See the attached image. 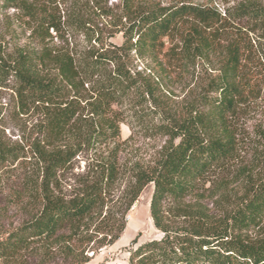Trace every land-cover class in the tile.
<instances>
[{
  "label": "trees",
  "instance_id": "obj_1",
  "mask_svg": "<svg viewBox=\"0 0 264 264\" xmlns=\"http://www.w3.org/2000/svg\"><path fill=\"white\" fill-rule=\"evenodd\" d=\"M57 2L0 0V8H15L39 20L38 30L45 38L51 27L59 30L62 24L61 17L47 8ZM122 2L120 44L93 47L80 57L47 45L21 48L14 54H6L0 46V86L14 92L22 113L36 108L54 139L74 131L77 121H87L80 111L89 108L90 116L99 120L98 123L89 120L82 144L93 148L103 140L120 136L118 123L108 115L115 105L138 102L143 107L144 103L157 100L160 77L135 72L134 56L156 58L167 40L172 43L168 50L175 54L176 45H180L176 57L188 61L208 57L224 41L223 60L216 74L189 101L183 115L163 117L157 129L167 139L159 157L153 165L138 167L135 172V183L127 193V209L152 183L150 212L162 236L142 243L133 239L128 261L129 264H264V151L258 153L261 168L254 176L246 173L245 167H238L239 174L244 176L243 192L226 218L210 220L205 216L200 221L195 217L192 225L173 226L167 224L163 213L167 202L184 204L195 198L201 182L212 171H227L238 162L241 147L236 117L263 90L260 73L264 70V1L243 0L224 10L211 3L186 1L168 5L153 0ZM98 6L103 8L100 3ZM239 21L244 23L240 25ZM75 22L85 26L80 16ZM249 61H254V82L249 75L252 69L247 68ZM259 68L261 71L256 75ZM82 144L53 151L44 144L35 145L45 183L56 178L57 170L71 161ZM26 155L24 146L7 141L0 128V170L22 161ZM116 158L103 162V167L98 164L106 177L69 199L55 195L45 185L40 204L30 210L28 218L1 231L0 260L50 250L53 244L65 241L68 233H77L82 222L104 207L108 181L119 174ZM125 226L123 221L118 227H111L95 249L114 244ZM260 228L263 230L257 237H248L249 230ZM89 259L82 256L77 263Z\"/></svg>",
  "mask_w": 264,
  "mask_h": 264
},
{
  "label": "rangeland",
  "instance_id": "obj_2",
  "mask_svg": "<svg viewBox=\"0 0 264 264\" xmlns=\"http://www.w3.org/2000/svg\"><path fill=\"white\" fill-rule=\"evenodd\" d=\"M153 1L164 5L177 1L211 3L224 10L243 0ZM47 8L50 13L55 11L56 16L61 17L62 24L59 30L51 27L48 34L45 32V38L40 36L38 30L41 25L39 20L32 19L15 8H0V46L6 54H14L21 48L38 49L47 45L56 50L73 52L80 57L93 47L109 48L112 44L122 42V0H58L56 5L48 4ZM79 16L85 26L76 25L75 20ZM237 23L242 25L244 22ZM165 43L163 52L156 58L133 57L135 72L160 77L155 104L150 100L143 107L138 102L115 105L108 115L118 123L120 136L115 140H103L93 148L86 143L82 144L83 130L89 128V120L96 123L99 120L90 116L89 108H81L80 111L86 115L84 119L87 121H77L72 128L74 131L70 130L65 136L54 139L44 126L46 124H43L44 117L36 108L22 113L14 92L0 86L2 136L7 141L21 144L27 152L22 161L0 170V233L28 218L30 210L40 204L45 185L55 195L69 199L84 187L101 180L102 176L106 177L101 166L113 156L117 157L119 173L115 180L108 181L104 207L89 220L82 222L77 233H68L65 241L53 244L50 250L34 251L13 260H0V264H79L77 261L82 256L90 259L81 264H129L128 249L133 239L137 238L138 243H142L162 236V231L156 227L150 212L153 184H148L142 190L129 209L127 193L135 183L138 167L153 165L160 155L167 139L157 129L163 117L183 115L189 101L197 97L209 78L216 74V68L223 60L221 50L224 41L208 57L199 56L188 61L176 57V53L180 52V45H176L177 51L174 54L168 50L172 43L167 40ZM247 68L252 69L249 75L254 82V61L247 62ZM260 71L261 68L256 69L255 74L259 75ZM260 77L263 83L261 96L236 117L241 147L237 164L227 171H212L201 182L199 194L195 198H189L184 204L165 203L163 213L167 224L189 226L195 223V217L200 221L205 220V216L210 220L226 218L243 192L244 176L239 174L238 167H245L246 173L253 176L261 168V160L257 156L264 151V70ZM85 103L82 102V105ZM38 142L50 151L59 147H77L79 144H82V148L69 163L57 170L54 180H47L45 183L41 162L34 152ZM123 221L126 226L121 237L114 244L104 245L96 250L107 231L111 227H118ZM262 230L252 229L247 235L254 239ZM109 237L110 235L108 239Z\"/></svg>",
  "mask_w": 264,
  "mask_h": 264
}]
</instances>
